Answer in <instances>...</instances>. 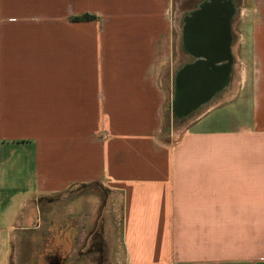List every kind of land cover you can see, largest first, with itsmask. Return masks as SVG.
I'll use <instances>...</instances> for the list:
<instances>
[{
	"label": "crops",
	"instance_id": "0c3cea01",
	"mask_svg": "<svg viewBox=\"0 0 264 264\" xmlns=\"http://www.w3.org/2000/svg\"><path fill=\"white\" fill-rule=\"evenodd\" d=\"M212 1L0 0V264H264V0H227L232 90L164 125L173 9Z\"/></svg>",
	"mask_w": 264,
	"mask_h": 264
},
{
	"label": "flooded vegetation",
	"instance_id": "af4514ba",
	"mask_svg": "<svg viewBox=\"0 0 264 264\" xmlns=\"http://www.w3.org/2000/svg\"><path fill=\"white\" fill-rule=\"evenodd\" d=\"M232 7L227 0H213L211 3H201L197 11L183 13L181 16L179 52L186 65L175 84L180 102L185 108L197 104L200 100L196 97H211L227 79H231L233 58L221 42L224 40L222 31L232 40ZM227 16L229 21L226 25ZM184 85L187 86L186 94L181 101Z\"/></svg>",
	"mask_w": 264,
	"mask_h": 264
},
{
	"label": "rangeland",
	"instance_id": "374dc122",
	"mask_svg": "<svg viewBox=\"0 0 264 264\" xmlns=\"http://www.w3.org/2000/svg\"><path fill=\"white\" fill-rule=\"evenodd\" d=\"M175 9H173L175 11V13L177 12V17H173V23H174V26L176 27H180V24H181V14L182 12L180 11V9L178 10V6L175 5L174 7ZM178 10V11H177ZM238 17H239V14L238 12H235L233 14V20H232V24L235 26V24L237 23L238 21ZM80 20L84 21V19H81ZM85 20H90V19H85ZM240 26V25H239ZM234 39V35L232 36V40ZM178 54L180 55H176L175 59H176V63L173 64L172 68L167 67V68H163L162 69V81H163V85L164 87L167 89L169 95H170V101H171V105L172 107L174 108V112H173V109L171 107L168 106V109L164 115V125L165 127L168 126L169 130H168V135L169 137H172L173 139H175V137L177 138L179 133L181 131H183L187 124L190 123L194 118H196L195 114L197 112H201L203 106L202 105H198V107L193 110L191 113H189L187 116L185 117H180L182 114L180 112H176V116L178 115L179 117H176L175 116V109L177 107H175V103L177 104V100H178V87H177V84H175V80L177 79L179 73L181 72V70L183 69V67L186 65V62L182 61V55L181 53L179 52ZM233 60H234V57H233V53H230ZM184 62V63H183ZM234 62V61H233ZM172 65V64H171ZM185 69V68H184ZM244 70V69H242ZM171 71V72H170ZM234 75H235V72H234V68L233 66H231V81L230 83H228L225 87V91L226 90H229L231 91L232 88H233V81H234ZM201 97V96H200ZM176 98V99H175ZM173 101H174V104H173ZM174 105V106H173ZM179 113V114H178ZM192 114V115H191ZM197 114H200V113H197ZM188 120V121H187ZM72 197V196H71ZM51 202H54L56 199L55 198H51L50 199ZM56 205H53L52 207H44L43 211L51 216H54L57 214V208H56ZM70 206V205H69ZM67 206V204L65 205V207H60V210H59V213L60 214H63V215H72L73 214V207H69ZM96 236H94V238H97L99 236V233L96 232L95 233ZM94 238H93V241H94ZM97 241V240H95ZM98 241L95 242V244H93V246L95 248L98 247Z\"/></svg>",
	"mask_w": 264,
	"mask_h": 264
},
{
	"label": "bare ground",
	"instance_id": "6f19581e",
	"mask_svg": "<svg viewBox=\"0 0 264 264\" xmlns=\"http://www.w3.org/2000/svg\"><path fill=\"white\" fill-rule=\"evenodd\" d=\"M186 88H187V86L186 85H184V87H183V94H182V97L183 98H185V94H186ZM188 121V120H187Z\"/></svg>",
	"mask_w": 264,
	"mask_h": 264
},
{
	"label": "trees",
	"instance_id": "16d2710c",
	"mask_svg": "<svg viewBox=\"0 0 264 264\" xmlns=\"http://www.w3.org/2000/svg\"><path fill=\"white\" fill-rule=\"evenodd\" d=\"M92 17L91 16H83L81 19H91Z\"/></svg>",
	"mask_w": 264,
	"mask_h": 264
},
{
	"label": "water",
	"instance_id": "95a60500",
	"mask_svg": "<svg viewBox=\"0 0 264 264\" xmlns=\"http://www.w3.org/2000/svg\"><path fill=\"white\" fill-rule=\"evenodd\" d=\"M227 20H228V19H226V24H227ZM195 99H197V100L199 101V100L201 99V97H198V98L196 97ZM200 105H201V104H200ZM197 107H198V106H197ZM197 107H196V108H197Z\"/></svg>",
	"mask_w": 264,
	"mask_h": 264
}]
</instances>
